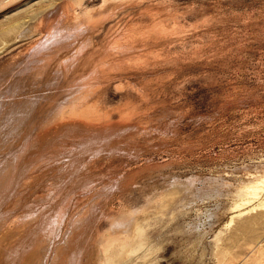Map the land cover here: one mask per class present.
Returning a JSON list of instances; mask_svg holds the SVG:
<instances>
[{
    "label": "rangeland",
    "instance_id": "rangeland-1",
    "mask_svg": "<svg viewBox=\"0 0 264 264\" xmlns=\"http://www.w3.org/2000/svg\"><path fill=\"white\" fill-rule=\"evenodd\" d=\"M64 21L0 129V264H264V0H0V66Z\"/></svg>",
    "mask_w": 264,
    "mask_h": 264
},
{
    "label": "bare ground",
    "instance_id": "bare-ground-1",
    "mask_svg": "<svg viewBox=\"0 0 264 264\" xmlns=\"http://www.w3.org/2000/svg\"><path fill=\"white\" fill-rule=\"evenodd\" d=\"M86 21H88V20H86ZM75 22H73V23H75ZM73 23L71 22V23L67 24L64 21V22H62V24L60 26H58V28L55 30V32L52 31L53 26L51 27V25H50L49 27H51L52 30H50L51 29L50 28L49 33H48V29H47V33L48 34L51 33L49 36H47L48 38L45 37L47 39H43V41L40 43L38 41V43L37 44L35 43V45L31 49H29V51L27 53H25L21 56L19 55V57H15V58L11 59V61L6 62L5 64L0 66V129H3V133H4V134H2L3 136L8 135V137H9V134L11 132H14V131L16 132V130L18 129L19 126L21 127L23 124L26 123L27 118L31 117L34 113L38 112V110L41 108V105L43 104L42 100L49 97L48 96L49 89L54 88V90H55V88L58 85H60L61 82L63 83L64 81H66V80H63L64 79L63 75H65L68 72L64 71L66 73L63 74V71H62L63 69H61V66L63 64L60 65L61 63H59V61L62 58L60 60H57V58L59 59L58 56L61 54V51H64L67 49L71 50V47L76 45L75 41L80 36V32H84V30H86V28H85L86 26L84 27L83 24H82L83 28L80 30V28ZM77 23H78V20H77ZM81 35H83V34H81ZM74 43H75V45H73ZM70 50H69V52H70ZM67 52H68V50L66 51V54H67ZM61 56H62V54H61ZM78 56H79V54H77V57ZM70 57H71V55H70ZM63 59H65V57ZM62 61H60V62H62ZM68 75H69V73H68ZM52 93H53V90H52ZM75 100H76V102H80L81 99L80 100H79V98L74 99L72 101L73 104L74 103L78 104L75 102ZM70 101H71V99H70ZM43 106H42V108H43ZM78 106L80 107L81 105L78 104ZM82 106H83V103H82ZM56 107H58V105L57 106L55 105L54 109ZM60 107H62V106H60ZM67 107H68V105H67ZM80 108H82V107H80ZM56 109H58V108H56ZM71 109L73 110L72 107H71ZM52 113H53V111H52ZM39 119H40V117H39ZM22 128H23V126H22ZM9 131H10V133L5 134ZM11 137H13V135ZM138 229L139 228H137V230ZM37 260H33L29 264H35L34 261H37Z\"/></svg>",
    "mask_w": 264,
    "mask_h": 264
}]
</instances>
